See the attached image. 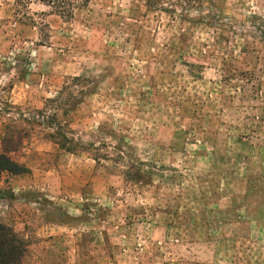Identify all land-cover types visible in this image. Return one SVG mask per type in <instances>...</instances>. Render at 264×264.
<instances>
[{"label": "rangeland", "instance_id": "obj_1", "mask_svg": "<svg viewBox=\"0 0 264 264\" xmlns=\"http://www.w3.org/2000/svg\"><path fill=\"white\" fill-rule=\"evenodd\" d=\"M0 154L21 264H264V0H0Z\"/></svg>", "mask_w": 264, "mask_h": 264}, {"label": "trees", "instance_id": "obj_2", "mask_svg": "<svg viewBox=\"0 0 264 264\" xmlns=\"http://www.w3.org/2000/svg\"><path fill=\"white\" fill-rule=\"evenodd\" d=\"M62 149L67 153H74V148L62 146ZM97 161L96 159H94ZM133 165L132 170L126 171L125 174L130 181L140 183L143 175L140 167ZM28 171L13 163L6 156L0 154V177L3 173H8L13 176H18L27 173ZM22 241L11 228L0 224V264H21L20 255L22 251Z\"/></svg>", "mask_w": 264, "mask_h": 264}]
</instances>
